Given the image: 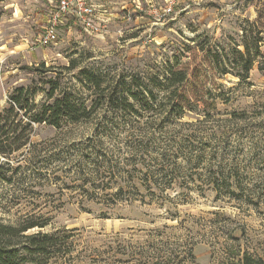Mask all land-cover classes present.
Listing matches in <instances>:
<instances>
[{
    "label": "rangeland",
    "instance_id": "374dc122",
    "mask_svg": "<svg viewBox=\"0 0 264 264\" xmlns=\"http://www.w3.org/2000/svg\"><path fill=\"white\" fill-rule=\"evenodd\" d=\"M257 1L93 0L100 31L70 18L41 47L59 0H0V109L21 86L45 102L53 78L90 113L38 127L35 160L0 181V218L61 233L48 264L264 259V43L247 81L206 58L232 60ZM170 66L190 74L192 111L181 116ZM119 81L139 101L117 99Z\"/></svg>",
    "mask_w": 264,
    "mask_h": 264
},
{
    "label": "trees",
    "instance_id": "16d2710c",
    "mask_svg": "<svg viewBox=\"0 0 264 264\" xmlns=\"http://www.w3.org/2000/svg\"><path fill=\"white\" fill-rule=\"evenodd\" d=\"M246 23L248 27L241 31V44L234 49L232 60L221 53H216L215 56L206 54V58L212 59L215 67L224 75L227 74L228 67L237 69L236 76L242 81L249 79L250 71L263 59L261 48L264 43V0L257 1L256 19L246 20ZM238 46L241 48L238 49ZM174 69V66L169 67V71L165 73V82L177 86L174 90L178 101L173 106L177 115L181 116L187 109L192 111L191 93L184 87V84L190 82V74L187 69ZM259 69L263 70L262 67ZM33 70H43L45 73L48 69L43 64L40 69ZM87 79L88 84L99 90L100 82L94 76ZM159 83L162 85L161 81ZM45 84L50 87L43 91L46 93L45 102H36L39 90L35 86H21L10 93L6 105L0 109V181L12 184L22 164L35 160L36 157H29L36 144L34 138L37 136L38 127L61 130L65 120L78 123L90 118L88 108L77 103L72 93L61 92L59 80L47 79ZM121 85L123 87L119 91ZM125 86L126 82L122 81L113 86L114 93L119 95L117 99L126 98L128 93L134 101H139L138 95L133 91H122ZM149 95L155 100L153 92H149ZM128 107L135 108L129 102ZM47 226V222L41 223L33 218H24L16 223L0 218V264H48L56 256V250L62 249V238L59 232L44 231ZM223 264H264V259L245 254L237 263Z\"/></svg>",
    "mask_w": 264,
    "mask_h": 264
},
{
    "label": "built area",
    "instance_id": "2783aa9c",
    "mask_svg": "<svg viewBox=\"0 0 264 264\" xmlns=\"http://www.w3.org/2000/svg\"><path fill=\"white\" fill-rule=\"evenodd\" d=\"M171 9L168 8L167 12ZM45 34L38 40V45L45 47L57 40L58 28L68 19L72 18L88 32L100 31L96 21V6L93 0H59L55 11L51 12Z\"/></svg>",
    "mask_w": 264,
    "mask_h": 264
}]
</instances>
